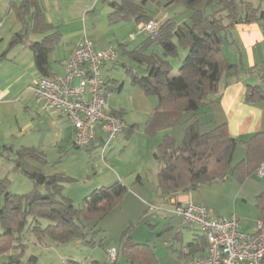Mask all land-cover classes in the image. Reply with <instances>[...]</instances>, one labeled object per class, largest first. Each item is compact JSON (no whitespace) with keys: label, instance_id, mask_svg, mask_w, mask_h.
<instances>
[{"label":"trees","instance_id":"1","mask_svg":"<svg viewBox=\"0 0 264 264\" xmlns=\"http://www.w3.org/2000/svg\"><path fill=\"white\" fill-rule=\"evenodd\" d=\"M147 1L144 0L143 5ZM155 1L164 3L166 7L184 4L191 11L190 23L165 20L159 31L132 53L145 66L146 72L141 76L129 71L132 83L146 96L156 97L159 102L146 127L149 136L155 137L157 133L175 127L188 116L192 118L180 145L167 135L158 146L156 159L161 165L157 175L159 187L169 202L171 198L228 175L242 183L264 163V133L255 134L247 140L235 139L230 136L226 124L202 133L196 112L206 105L209 96L218 92L224 77L236 74L237 67L224 54L232 28L238 24L261 22L264 13L252 0ZM111 5L115 8L110 15L111 20L133 18L138 24L151 22L143 6H136L127 0ZM11 8L16 10L21 23L26 24L28 16L31 18L34 32L46 34L49 30L38 0H21L19 4L12 1ZM27 38L25 33H16L10 48L24 43ZM59 39L60 35L55 33L29 44L35 55L36 68L44 77H55L51 72L49 56ZM152 44L159 46V50L148 53ZM180 50L185 51V57L178 75L173 76L172 59L179 57ZM248 101H264V92L258 87H250ZM238 146L245 147L246 156L233 165ZM0 149L14 154L15 172L29 178L35 186L28 194L14 195L7 191L8 180L0 178V259L7 257L4 264L21 263L19 257L12 254L22 247L26 231L32 232L39 241L50 238L65 243L77 239L94 246V240L88 239V225L107 216L128 193L127 187L114 183L95 189L84 198L82 207L76 208L69 198L62 195L69 178L44 174L41 167L48 162L41 151L25 147L15 150L12 146ZM40 187L46 192H41ZM131 233L130 226L121 238L118 257L113 264H122L121 261L125 264H158L154 249L148 244L135 243ZM27 264H36V258Z\"/></svg>","mask_w":264,"mask_h":264},{"label":"crops","instance_id":"2","mask_svg":"<svg viewBox=\"0 0 264 264\" xmlns=\"http://www.w3.org/2000/svg\"><path fill=\"white\" fill-rule=\"evenodd\" d=\"M10 1L7 19L2 20L0 17L3 21L0 32V148L12 146L17 150L25 147L44 152L46 147L50 145L56 149L65 147L70 149L71 146H74L73 139L75 136V128L72 122L64 115L45 109L35 102L30 87L44 76L36 68L35 55L29 44L42 41L46 36L58 33L60 39L53 47L49 62L52 74L55 77L63 76L72 52L81 38L87 35V32H84L83 35L77 34L71 41H66L61 31L62 26L55 24V21L43 11L49 30L46 34H38L32 30V20L29 16L28 23L23 24L18 20L16 10L11 8L12 1L19 4L21 0ZM12 14L17 21L12 28L15 30L13 32L9 31L6 35V23ZM157 17L154 16L151 21L160 23L165 21H158ZM136 24L137 28L141 25L137 22ZM139 32L142 31L139 30ZM16 33H25L28 38L24 43L10 48L11 40ZM145 34L147 38L150 37L149 34ZM131 39L135 40L136 35H131ZM140 45L141 43L135 46V49ZM94 47L96 50H103L109 46L94 45ZM224 54L229 62L237 67L236 74L228 75L222 79L218 92L208 97L206 105L196 112V118L200 123L202 133H207L218 126L226 124L232 138L247 140L255 134L264 133V101H248L250 87H258L264 92V27L262 23L254 22L234 26L225 43ZM120 64L119 61L106 64L103 70L106 71L107 77H109L111 69ZM106 81L109 85L110 81L108 79ZM111 85L112 88H110V85L108 88L107 111L120 117L127 128L108 149L106 154L108 157L117 151H121L123 154L134 143L132 134L128 135L127 132L129 130L131 133L136 131V127L130 126L133 122H129L131 118H129V113L126 111L127 108L120 104L117 97H114L116 94L120 95L122 86L118 88L116 83ZM154 112L147 118L146 124L149 123ZM191 121L192 118L190 119V116H188L175 127L159 132L158 136L160 137H153L155 139H150L147 135L144 136L148 138L149 142L155 143L159 142L161 136L163 138L169 135L174 138L177 145H180L184 138L185 128ZM102 138L96 140L87 150H95L93 154L100 155ZM162 140L160 141L162 142ZM152 147L156 150L154 154L156 158L158 147ZM245 156V147L238 146L234 152L233 165L241 162ZM160 169L161 167L155 172L156 179ZM139 177L140 179L137 178L133 185L144 188L148 181L142 176ZM112 181L124 186V180L117 173H112ZM127 194L121 204L127 202L129 198ZM160 195L162 199L158 205L163 209L166 207L172 208L174 203L192 202L206 207L215 218L223 219L237 215L241 219V229L244 232H254L257 222L264 217V178H260L257 173L251 175L242 183L238 182L232 175H228L222 179L201 185L186 194L171 198L169 202H167V197L162 190ZM146 198V201L144 200L142 203L138 199L134 200H137V204H141L140 206L145 205V203L152 205L154 198H151L150 194H146ZM130 207L135 210L133 206ZM145 212L143 216L145 219L150 218L151 212H153L155 220L160 218L155 211L145 210ZM172 212H166L161 216L163 221L161 230L156 228L157 225L149 224L151 232L154 230L153 228H156L155 233H163L162 237L166 238L160 247L157 245L152 246L149 242L136 240L141 237H137V230L131 234V237L135 243L150 245L154 249L158 264H194L198 258L206 254V240L200 229L187 227L181 218L178 223L174 221V218L178 216L173 215ZM153 235V232L150 233V236ZM1 259H7V257ZM121 262L125 264V262Z\"/></svg>","mask_w":264,"mask_h":264},{"label":"rangeland","instance_id":"3","mask_svg":"<svg viewBox=\"0 0 264 264\" xmlns=\"http://www.w3.org/2000/svg\"><path fill=\"white\" fill-rule=\"evenodd\" d=\"M127 1L136 6H143L146 15L151 18L158 16V21L173 19L180 24L190 23L191 11L184 4L166 7L164 3L155 0H148L144 5V0ZM252 1L254 5L260 6L264 13V1ZM10 2V0H0L2 20L7 19ZM39 2L43 11L55 21V24L62 26L61 31L66 41H71L77 34L83 35L84 32H87L94 45H107L117 49L118 61L121 64L111 69L109 77L104 70L102 74L104 79L110 81V88H112V83H116L118 88L122 86L120 95L116 94L114 97H117L120 104L127 108L126 111L131 118L129 122H133L130 126L136 127L135 132L131 133L130 130L127 132L128 135L132 134L134 143L123 154L121 151H117L110 157L106 155V161H104L97 153L93 154L95 150L89 152L85 148L72 146L70 149H66V147L56 149L48 145L44 152L41 151L48 164L42 166L41 169L46 175H63L69 178V181L64 185L62 195L69 198L76 208H81L84 198L95 189L112 186L114 184L112 173H117L124 180L129 198L125 204H121L122 199L103 219L88 225V239L94 240V246H88L77 239L65 243H59L50 238L39 241L32 232L26 231L22 237V247L15 249L12 255L19 257L20 264H27L32 258H36V264H71L72 262L109 264L106 251L113 247L118 249L124 232L130 226L132 227L131 234L137 230V237L141 236L136 240L160 247L166 238L162 237L163 233H155V230L156 228L161 230L163 227L161 216L174 209V207L163 209L158 205L162 196L155 172L161 166L155 158L156 150L152 146L157 148L162 143L160 140H164V137L161 136L159 142L154 143L149 142L148 138L144 136L150 137L146 132L147 124L145 122L155 111L159 102L156 97L146 96L138 86L134 85L129 73V71L135 72L141 76L146 74L145 66L140 64L132 53L135 51V46L148 41V38L144 32H139V27L137 28L133 18L111 20L110 15L115 12L111 3L101 0H39ZM122 2L123 0H117L118 4H122ZM16 22L15 16L10 15L6 23V35L9 31L15 30L12 28ZM261 23L264 27V20ZM140 24L143 25L146 22ZM131 35H136V39L132 40ZM156 49L159 50V46L152 44L147 52L152 53L154 50L157 51ZM184 57L185 51L180 50L179 57L172 59L173 76L178 75ZM117 104L119 103L117 102ZM158 134L155 136L160 137ZM155 138L150 137V139ZM14 157V154H8L0 149V178L8 180L7 191L11 194H28L35 189L34 183L23 174L15 172ZM139 176L148 181L144 188L133 185ZM39 190L43 193L46 192L43 187H40ZM146 194H150V197L154 198L153 204L145 203L143 206L137 204V200L134 199H138L142 203L147 199ZM130 206H133L135 210H132ZM145 210L157 212L160 218L155 220L153 212H151L150 218L145 219L146 221L143 220ZM165 210L167 211L164 212ZM174 221L178 223L181 219L176 217ZM149 224L157 225L152 230L153 236H150L152 232ZM5 262L7 259L0 260V264Z\"/></svg>","mask_w":264,"mask_h":264},{"label":"built area","instance_id":"4","mask_svg":"<svg viewBox=\"0 0 264 264\" xmlns=\"http://www.w3.org/2000/svg\"><path fill=\"white\" fill-rule=\"evenodd\" d=\"M116 3L117 0H101ZM162 23L141 24L139 30L156 34ZM3 21L0 19V32ZM114 47L96 50L93 41L84 35L72 52L63 76L41 77L31 87L35 102L45 109L67 117L75 128L73 144L88 148L102 138L100 156L105 161L108 149L124 133L125 122L107 111L109 85L102 74L108 63L118 61ZM264 178V163L257 170ZM173 215L190 228H198L207 243L206 254L194 264H264V218L252 233L242 231L239 216L215 218L206 207L192 202L174 203ZM118 249L107 250V261L113 264Z\"/></svg>","mask_w":264,"mask_h":264},{"label":"water","instance_id":"5","mask_svg":"<svg viewBox=\"0 0 264 264\" xmlns=\"http://www.w3.org/2000/svg\"><path fill=\"white\" fill-rule=\"evenodd\" d=\"M17 259H15V261H16Z\"/></svg>","mask_w":264,"mask_h":264}]
</instances>
